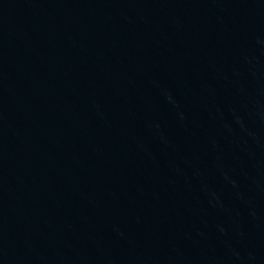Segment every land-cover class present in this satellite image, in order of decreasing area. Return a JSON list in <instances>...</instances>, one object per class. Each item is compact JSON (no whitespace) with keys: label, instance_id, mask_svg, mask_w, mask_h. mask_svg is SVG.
I'll return each instance as SVG.
<instances>
[{"label":"water","instance_id":"water-1","mask_svg":"<svg viewBox=\"0 0 264 264\" xmlns=\"http://www.w3.org/2000/svg\"><path fill=\"white\" fill-rule=\"evenodd\" d=\"M0 264H264V0H0Z\"/></svg>","mask_w":264,"mask_h":264}]
</instances>
